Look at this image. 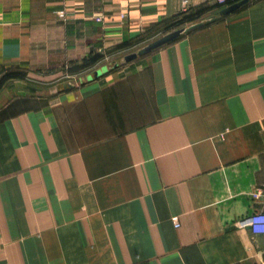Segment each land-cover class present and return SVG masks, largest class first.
Returning a JSON list of instances; mask_svg holds the SVG:
<instances>
[{
	"label": "crops",
	"instance_id": "obj_1",
	"mask_svg": "<svg viewBox=\"0 0 264 264\" xmlns=\"http://www.w3.org/2000/svg\"><path fill=\"white\" fill-rule=\"evenodd\" d=\"M220 9L0 0V70L79 78ZM61 82L0 93V264L264 261V235L235 226L264 201V0Z\"/></svg>",
	"mask_w": 264,
	"mask_h": 264
},
{
	"label": "water",
	"instance_id": "obj_2",
	"mask_svg": "<svg viewBox=\"0 0 264 264\" xmlns=\"http://www.w3.org/2000/svg\"><path fill=\"white\" fill-rule=\"evenodd\" d=\"M250 0H239L237 2L228 4L226 6H223L217 14L210 15L202 20L195 21L187 26H183L181 28L175 29L173 31H170L150 42L147 44L141 46L140 48L131 51L123 56H121L119 59L111 60L102 66H99L98 68H95L88 73H86L84 76H80L77 80L79 83H84L86 81H91L99 76L103 75L104 73L108 72L109 70L119 66L120 64L132 61L140 56H143L156 48L174 40L175 38L179 37L180 35L184 34L185 32L189 31L190 29H193L195 27L201 26L204 23H208L211 21L216 20L219 16H225L230 14L231 12L237 10L242 5L246 4ZM75 85L74 79H69L66 81H63L56 85L57 90H64L68 88H72Z\"/></svg>",
	"mask_w": 264,
	"mask_h": 264
},
{
	"label": "rangeland",
	"instance_id": "obj_3",
	"mask_svg": "<svg viewBox=\"0 0 264 264\" xmlns=\"http://www.w3.org/2000/svg\"><path fill=\"white\" fill-rule=\"evenodd\" d=\"M76 73L77 72H75V70L73 69L28 71L17 69H2L0 70V93L5 89L6 91L11 90L12 94L14 90L18 88H24V90L25 88H33L34 90H43L46 92L52 91L54 90L55 84L57 82H60L61 80L64 81L74 79L75 82H77L78 77Z\"/></svg>",
	"mask_w": 264,
	"mask_h": 264
},
{
	"label": "built area",
	"instance_id": "obj_4",
	"mask_svg": "<svg viewBox=\"0 0 264 264\" xmlns=\"http://www.w3.org/2000/svg\"><path fill=\"white\" fill-rule=\"evenodd\" d=\"M216 4L221 6L228 5L227 0H216ZM60 17H65V12L59 11L58 12ZM99 20V18H97ZM255 197H263L264 199V185L260 186L254 192ZM173 222L175 226H178L177 218H173ZM236 227L247 228L253 234H261L264 235V201L261 207L253 210L250 214L243 216L239 220L235 222ZM260 264H264L262 261Z\"/></svg>",
	"mask_w": 264,
	"mask_h": 264
},
{
	"label": "trees",
	"instance_id": "obj_5",
	"mask_svg": "<svg viewBox=\"0 0 264 264\" xmlns=\"http://www.w3.org/2000/svg\"><path fill=\"white\" fill-rule=\"evenodd\" d=\"M233 2V0H227V3L228 4H231ZM216 7L217 8H222L223 6L219 5V4H216ZM72 69V68H71ZM74 70V69H73Z\"/></svg>",
	"mask_w": 264,
	"mask_h": 264
}]
</instances>
